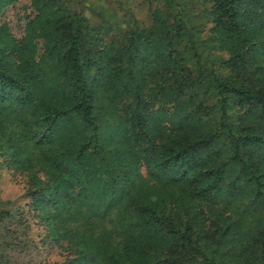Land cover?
<instances>
[{
  "label": "trees",
  "instance_id": "trees-1",
  "mask_svg": "<svg viewBox=\"0 0 264 264\" xmlns=\"http://www.w3.org/2000/svg\"><path fill=\"white\" fill-rule=\"evenodd\" d=\"M201 1L210 4L208 39L183 8L171 20L159 10L157 24L129 30L130 42L117 46L64 0H31L37 19L20 38L0 22V149L6 148L8 167L30 173L27 165L35 160L27 146L43 149L50 165L42 162L41 169L58 170L68 187L78 184L88 202L77 228L103 221L114 207L117 221L123 215L132 225L121 238L110 229L107 235L103 225L98 257L80 254L79 262L61 264H222L206 247L215 253L230 242L235 208L249 207L251 199L261 203L264 0ZM105 50L114 62L108 73L101 60ZM99 92L109 96L100 100ZM98 102L127 134L133 165L142 161L148 168L146 176L130 170L131 184L104 144ZM55 147L60 149L52 153ZM48 179L44 188L55 184ZM176 187L189 201L167 199ZM26 192L37 196V190ZM224 195L237 198L236 207ZM194 199L200 202L193 206ZM4 207L0 203V216ZM56 227H50L51 236ZM90 235L97 242L99 233ZM252 238L239 264H264V232Z\"/></svg>",
  "mask_w": 264,
  "mask_h": 264
},
{
  "label": "rangeland",
  "instance_id": "rangeland-1",
  "mask_svg": "<svg viewBox=\"0 0 264 264\" xmlns=\"http://www.w3.org/2000/svg\"><path fill=\"white\" fill-rule=\"evenodd\" d=\"M176 1L179 3L178 6L172 0H64L68 9L74 13L82 14L91 25L99 28V34L102 38L105 37L108 43L113 42L116 46L122 42H130L129 30L157 24L160 18L159 10L171 20L179 8H183L184 14L191 15L192 20L200 24V30L208 39L211 36L209 28L212 25L208 14L210 4L201 0ZM37 13L38 10L32 6L31 0L0 2V22L7 23L11 34L18 38L24 34L27 26L29 29L33 27ZM213 43L215 42L213 41ZM207 50L211 52L220 51L216 47ZM221 51L222 55L227 54L226 50ZM101 60L108 73L109 66L114 64L108 50L103 51ZM139 64H143L142 61ZM97 78H102V75L98 74ZM138 79L142 80L140 70ZM108 80H105L104 86L108 85L112 78H108ZM147 80L152 82V80ZM93 88L95 87L93 86ZM106 95L109 96V93L99 92L97 97L101 100ZM130 97L127 95L123 98L130 99ZM97 106H101L99 102ZM96 113L97 117H105L102 138L107 148L111 146L115 151L112 152L114 158L112 163L119 162L125 166L129 184L135 180V176L130 170H135L136 174H140V176H146L148 168L142 161L136 166L133 165L135 156L126 140L127 134L125 135L123 131L115 128V117L108 112V106H101V109H98ZM126 125L127 123H125V128ZM120 126L124 127L123 125ZM18 144L21 145L22 143L19 141ZM27 147L26 151L31 152L30 156L35 160V162L31 160L27 165L33 167V171L27 174V171L20 174V172H15L8 167L4 160L5 154H3L6 148L0 149V203L7 207L0 216V257L5 255L3 259H0V264H61V262L68 261L77 263L80 254L87 259L94 258V255L99 256L102 238H104L103 233H100L103 225L107 235L109 229L111 235L119 234L120 238L123 231L125 233L130 232V230L126 231L132 226L126 216H121L118 225L116 212L114 213L115 207L109 210V215H106L103 221L95 220L86 228H77L76 224L80 222L78 219L86 214L85 209L89 206L88 202L79 196L80 186L73 184L68 187L65 182H62L63 180L59 181L61 173L58 170L53 169L52 173L50 171L46 174L41 169V163L50 164L41 153L43 149L37 148L36 150L30 145ZM57 148L55 147L52 153H57L60 149ZM31 158L27 157V159ZM97 163L99 162L97 161ZM102 171L105 174V171ZM28 178L29 183L27 182ZM38 179L43 181L40 183ZM47 179L50 183L54 181L55 184L44 188L43 182ZM168 186L166 185V187ZM26 187L31 188V191L37 190V196L27 195ZM143 188V185H140L139 191H143ZM261 190V203L258 201L255 204L251 199L249 207L235 208L237 219L233 221H237V224H235L234 229L230 230L232 234L227 235V240L230 242L227 245L216 246L215 253L210 246L206 247L208 255L214 256L216 254L217 259L221 260L222 264H239L238 260L243 257V251L252 246L254 240L252 235L264 232V184L261 186ZM169 191H171V197L167 199L175 198L177 203L183 199L189 201L185 191L180 192L179 187ZM40 193L44 194L46 199L38 196ZM57 193L59 194L55 199L54 194ZM222 200H233L234 203L231 206L236 207L235 200L237 198L234 200L229 195H224ZM199 202L197 199L190 201L193 206ZM229 210L232 209L228 208L225 211V216H228ZM100 217L98 215V218ZM56 224L58 227L55 226ZM9 225L11 226L10 229H8ZM51 226L57 228L52 236L49 231ZM92 230L99 233L97 242L90 235ZM204 243L205 247L207 243Z\"/></svg>",
  "mask_w": 264,
  "mask_h": 264
}]
</instances>
